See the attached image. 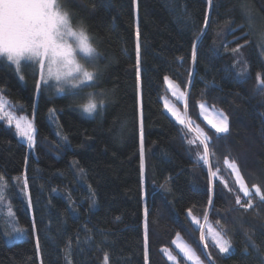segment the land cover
I'll return each instance as SVG.
<instances>
[{
	"label": "trees",
	"instance_id": "obj_1",
	"mask_svg": "<svg viewBox=\"0 0 264 264\" xmlns=\"http://www.w3.org/2000/svg\"><path fill=\"white\" fill-rule=\"evenodd\" d=\"M245 5L252 10L251 29L243 14ZM67 10L73 14L74 25L81 21L86 25L100 53L95 87H86L78 97L45 90L38 93L32 68H23L25 79L21 81L13 67L0 64V95L33 115L36 128V143L27 155L26 146L12 128L0 122V175L9 185L13 177H20V183L26 178L32 202L29 212L7 189L18 221L15 226H23L27 236L11 243L4 240V212L0 218V264H67L68 259L72 264H101L105 251L110 253V264H145L146 222L149 264H172L161 249L177 255L172 249L177 233L203 258L200 231L191 224L187 210L192 209L203 221L208 202L207 170L196 167L182 128L163 112V79L167 75L182 91L190 93L187 115L193 126L199 125L213 136V161L219 162L225 178L234 181L223 165L228 155L238 160L249 186L264 182V91L256 85V74H264V49L256 38L264 28V0H213L211 6L208 0H67ZM205 13L212 23L198 42L194 63L192 40L204 24ZM225 21L233 22L229 26ZM137 29L141 34L139 92ZM245 39L249 45L237 64L226 53L225 44L230 49ZM242 69L246 75H236ZM100 91L105 93L103 111L92 117L82 113L80 106L87 102V93ZM199 101L229 116L230 133L224 138L217 140L214 130L201 121ZM50 109L55 116L53 123L49 122ZM63 136L68 142L61 139ZM161 184L171 189L170 194ZM93 192L96 204L90 207ZM214 199L209 221L215 226L220 220L221 226L229 229L226 238L233 243L230 254L220 258L208 241L216 264H259L256 251L245 243V233L252 234L264 252V205L246 214L243 210L229 212V207H235V197L218 182ZM69 241L70 257L66 247ZM178 262L188 264L180 255Z\"/></svg>",
	"mask_w": 264,
	"mask_h": 264
},
{
	"label": "snow or ice",
	"instance_id": "obj_2",
	"mask_svg": "<svg viewBox=\"0 0 264 264\" xmlns=\"http://www.w3.org/2000/svg\"><path fill=\"white\" fill-rule=\"evenodd\" d=\"M135 2V0H134ZM209 5L213 4V0H208ZM243 14L249 20V29L252 28V10L244 6ZM72 13L67 10V0H0V64L14 66L19 79H25L22 75L24 67H31L36 75L35 89L42 92L51 88L55 89V93L60 96L78 97L86 87H95L99 76V68L97 61L100 59V53L93 44V39L90 37L86 25L81 21L74 25L72 22ZM233 21H225V24H230ZM211 17L205 13L204 24L195 33V38L192 40V60L195 63L199 41L202 36L207 35V29L211 26ZM221 25L217 22V28ZM243 28V25H239ZM234 33L236 29H231ZM245 36L248 33H244ZM258 44L264 49V28H261L256 33ZM141 34L139 29L136 31V73H137V89L139 92L141 80ZM239 40V37L235 38ZM215 43V41H214ZM230 43V42H229ZM249 45V40L245 39L243 44L237 43L236 47L228 48L225 44L226 53H230L235 62L240 63L239 56L245 46ZM182 59V58H178ZM235 66V64H234ZM91 69V70H90ZM189 77L193 75L192 71L188 72ZM236 75H246V69ZM165 84L168 86L172 95L178 100L184 102V114H181L175 106L167 100L164 101V108L175 119V121L183 126L181 135L188 145V153L196 167L201 170H207L208 183V202L203 212V222L193 214L192 209L187 210L188 217L191 218V224L197 226L200 231V242L203 244V258L197 251L187 242L180 238V233H177V238L172 240V244L178 249V254L174 255L169 249L162 248L161 251L172 264H177L178 255L190 264H216V261L208 251L211 241L212 247L217 251L220 258H225L233 250V243L226 238L229 229L221 226L220 220L215 222V226L209 221L210 213L215 207V194L217 182L222 185L228 193L235 197V207H229L228 211L243 210V213L255 210L258 205H264V182L253 183L249 186L245 177L242 175L238 160L226 155L223 159V165L230 177H234L232 183L225 178L219 162L213 161L216 155L213 144V136L199 125L193 126L192 120L188 117V99L190 93L182 91L180 86L171 80L167 75L164 77ZM256 85L264 91V74L258 72L256 74ZM0 91H3L0 89ZM204 95V93H201ZM201 110V115L207 125L214 130L217 140L224 138L230 133L229 116L222 110L213 109L209 112L206 103L198 102ZM106 106L105 93L89 92L87 93V102L80 106L82 113L92 117L94 114L103 111ZM17 111H24L22 105H11L4 95H0V122L6 121L7 126H14L17 137L22 138L31 149L35 146L36 128L32 119L26 115H17ZM50 119L54 120L53 110H49ZM184 129L187 131L185 132ZM59 135V133H57ZM191 135V138L188 136ZM141 145H140V183L142 197L146 195L144 185L145 177V155H144V130L143 121L141 120L140 127ZM64 142H68L66 136L61 137ZM195 152L193 156L192 153ZM81 169L80 173L83 174ZM15 184H19L21 178L13 177ZM12 184L11 187H15ZM10 185L4 175H0V218L3 217L5 208L6 215L11 218L13 224L18 223L15 219L14 211L10 203L5 201L10 199L6 193ZM160 187L171 192L170 188H166L165 184ZM28 181L23 180V190L26 192ZM55 191V189L53 190ZM242 193V196L240 195ZM95 193L90 196V207L96 204ZM28 207L32 208V202L29 198ZM71 208V204L69 205ZM74 210V209H73ZM219 215V213H216ZM259 215V213H257ZM148 216V210L145 208V218ZM119 220V217L116 218ZM238 219V218H237ZM243 223V222H241ZM33 230L36 225L33 223ZM205 229L207 230L205 232ZM26 229L23 226L12 227V233L23 235ZM12 233L5 232V236L11 237ZM245 243L247 246L254 249L259 259V264H264V252L252 239V234L245 233ZM88 240L92 237L88 236ZM79 243V239L77 240ZM148 225L145 223L144 232V262L149 264V249H148ZM68 256H71V241L66 245ZM248 248H245L247 252ZM37 254H40V245L37 241ZM67 264H72L71 259H68ZM102 264H110V253L105 251Z\"/></svg>",
	"mask_w": 264,
	"mask_h": 264
},
{
	"label": "rangeland",
	"instance_id": "obj_3",
	"mask_svg": "<svg viewBox=\"0 0 264 264\" xmlns=\"http://www.w3.org/2000/svg\"><path fill=\"white\" fill-rule=\"evenodd\" d=\"M264 53V52H263ZM11 67H13L14 68V70H15V67L14 66H11ZM29 69H31V67H29ZM172 80V79H171ZM163 83H164V89H165V93L164 94H162L161 96H160V102H161V105H162V109H163V112L179 127V128H183V126H181V125H179L176 121H175V119L171 116V114L170 113H168L167 112V110L164 108V101L165 100H167L170 104H172L173 106H175L176 108H177V110L178 111H180L181 112V114H184V102L183 101H178L173 95H172V93H171V91L169 90V88H168V86L165 84V81H164V79H163ZM181 89V88H180ZM45 91H52V92H55V89L54 88H51V89H48V90H45ZM199 102H204V101H199ZM205 103V102H204ZM207 105V104H206ZM207 107H208V110H209V112H212L213 111V109H215V110H220V109H218V108H215V107H211V106H209V105H207ZM197 110H198V116H199V118L201 119V121H203L204 122V124L208 127V128H210V126L209 125H207V123H206V121H204V119H203V116L201 115V110H200V108H199V103H197ZM17 115H26L29 119H32V121H33V115H28L26 112H18L17 111V113H16ZM49 122L50 123H53L52 122V120L50 119V116H49ZM3 123L7 126V123H6V121H3ZM34 123V122H33ZM35 126V125H34ZM9 127V126H8ZM10 128H12V130L14 131V135H15V137L21 142V143H23L25 146H26V151H27V155L29 154V151L32 149H30L29 147H28V145H27V143L22 139V138H19V137H17L16 136V134H15V128H14V126H11ZM211 129V128H210ZM140 145H141V142H140ZM12 184H15V181L14 180H12V183H11V185ZM11 185H10V187H9V193H10V195H13V196H15V197H17L18 199H20L21 200V202H22V204L24 205V207L30 212L31 211V209L28 207V201H29V198H28V192H27V190H26V192L23 190V181L21 182V183H19V184H15V187L13 188V187H11ZM5 191H7L8 192V190L6 189ZM6 192V193H7ZM142 199H143V202H144V196L142 197ZM5 203L6 204H8V203H10L11 205H12V203H11V201H10V199H8V200H6L5 201ZM4 212L6 213L7 212V209L5 208V210H4ZM3 222H4V226H5V229H4V232H3V238H4V240L7 242V243H11V242H15V241H20V240H22V239H24V238H26V233H24L23 235H19L18 237H17V234H15V233H12V227H14L15 226V224H13L12 222H11V218H9V217H4V220H3ZM203 222V221H202ZM16 227V226H15ZM5 232H8V233H12V235H11V237H9V236H5L4 235V233ZM199 237H200V232H199ZM177 238V235L174 237V239H176ZM180 238L183 240V238L180 236ZM184 241V240H183ZM185 242V241H184ZM201 245H202V250H203V252H204V247H203V244L201 243ZM172 249L178 254V249H176L175 248V245H173L172 244ZM170 250V249H169ZM171 251V250H170ZM172 252V251H171ZM164 254V253H163ZM164 256H165V254H164ZM181 257H182V255H180ZM166 257V256H165ZM166 259H167V257H166ZM168 260V259H167ZM169 261V260H168ZM102 262H103V260H102ZM102 262H101V264H102ZM170 262V261H169ZM170 263H172V262H170ZM188 264H190V262H187ZM177 264H179V262H178V260H177Z\"/></svg>",
	"mask_w": 264,
	"mask_h": 264
}]
</instances>
